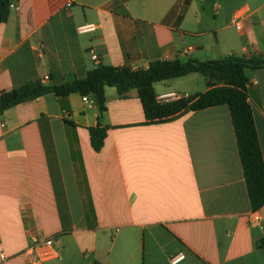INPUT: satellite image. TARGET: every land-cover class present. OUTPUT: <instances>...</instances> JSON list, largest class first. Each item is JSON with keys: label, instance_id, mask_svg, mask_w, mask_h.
<instances>
[{"label": "crops", "instance_id": "0c3cea01", "mask_svg": "<svg viewBox=\"0 0 264 264\" xmlns=\"http://www.w3.org/2000/svg\"><path fill=\"white\" fill-rule=\"evenodd\" d=\"M70 4L67 6V4ZM0 24V93L48 76L59 85L102 66L264 56V0H11ZM251 12L242 32L233 12ZM212 10V15L208 14ZM97 30L79 34L76 27ZM98 62L94 63L90 53ZM155 83L156 96L195 95L197 77ZM264 160V68L245 70ZM188 79L191 86H186ZM95 152L94 103L47 94L0 114L3 264H24L30 239L52 238L43 264H264V206L252 211L226 105L146 124L135 91L104 88ZM253 215L259 220L254 221Z\"/></svg>", "mask_w": 264, "mask_h": 264}, {"label": "trees", "instance_id": "16d2710c", "mask_svg": "<svg viewBox=\"0 0 264 264\" xmlns=\"http://www.w3.org/2000/svg\"><path fill=\"white\" fill-rule=\"evenodd\" d=\"M11 0H0V24L9 16ZM264 68V56L230 55L215 60L189 59L150 62L146 69L99 65L87 71L84 78L59 85L32 80L19 88L0 93V114L16 105L53 94L65 96L79 93L88 97L97 109V124L89 130L90 144L95 152L102 148L106 126L101 121L106 112L104 88L116 90L120 99L135 91L140 101L144 122L154 124L174 118L187 111L226 105L234 131L242 173L252 211L264 206V160L254 128L252 110L247 102L245 70ZM198 73L205 79L206 91L168 103H159L153 91L155 83ZM264 248V239L256 244ZM92 264H99L94 261Z\"/></svg>", "mask_w": 264, "mask_h": 264}, {"label": "built area", "instance_id": "2783aa9c", "mask_svg": "<svg viewBox=\"0 0 264 264\" xmlns=\"http://www.w3.org/2000/svg\"><path fill=\"white\" fill-rule=\"evenodd\" d=\"M70 4L68 3L67 6ZM14 7L13 4H10L9 8ZM250 10L246 6L237 8L230 19V25L237 31L242 32L244 21L250 15ZM98 26L94 23H83L76 27V31L79 34H91L97 30ZM90 58L94 63L98 62V57L94 52L90 53ZM48 76H45L41 79L42 83L48 81ZM189 95L179 94L176 92H166L156 96V100L159 103H168L172 101H177L180 99H186ZM82 101L86 105L93 103L88 97L82 96ZM253 220L258 221L259 218L256 215H253ZM58 258V252L53 246L52 238H36L33 237L30 239L29 245L24 251V264H43L46 260ZM184 259L182 253H177L176 255L170 258V264H178ZM6 261V255L4 253L2 242L0 239V264H3Z\"/></svg>", "mask_w": 264, "mask_h": 264}, {"label": "rangeland", "instance_id": "374dc122", "mask_svg": "<svg viewBox=\"0 0 264 264\" xmlns=\"http://www.w3.org/2000/svg\"><path fill=\"white\" fill-rule=\"evenodd\" d=\"M212 10L210 9L209 10V12H208V14L211 16L212 15ZM207 58H209V59H211V60H215V59H221L222 58V54L220 53V52H214V53H211V55H209ZM190 77H197V79H198V81H197V83H199L198 84V87H199V89L200 90H202L203 88H204V77L202 76V75H200V74H198V73H196L195 75H193V76H190ZM188 79H190V78H185V79H179L178 81H186V86L187 85H189V86H191V84L192 83H188Z\"/></svg>", "mask_w": 264, "mask_h": 264}]
</instances>
